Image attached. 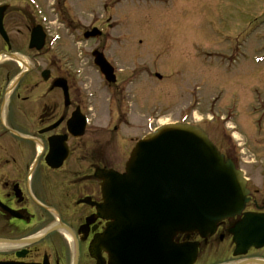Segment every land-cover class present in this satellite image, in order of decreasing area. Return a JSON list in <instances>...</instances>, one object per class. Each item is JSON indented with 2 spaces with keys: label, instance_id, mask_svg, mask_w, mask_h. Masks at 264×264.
<instances>
[{
  "label": "flooded vegetation",
  "instance_id": "flooded-vegetation-1",
  "mask_svg": "<svg viewBox=\"0 0 264 264\" xmlns=\"http://www.w3.org/2000/svg\"><path fill=\"white\" fill-rule=\"evenodd\" d=\"M75 3L0 0V264L110 261L108 251L94 247L110 224L98 210L103 191L96 171L111 169L107 149L118 125L91 121L89 93L80 90L75 65L86 55L93 61L94 50L103 53L115 77L101 76L107 106L120 114L124 94L133 97L123 88L137 75L108 55L109 24L75 25ZM94 27L97 38H86ZM84 43L87 51L78 46ZM77 115L86 117L81 134L73 122ZM119 145L129 155L132 147ZM244 212L264 215V185L250 189ZM241 217L222 220L206 238L193 232L177 241L199 244L193 264H264V246L235 255L230 229Z\"/></svg>",
  "mask_w": 264,
  "mask_h": 264
},
{
  "label": "rangeland",
  "instance_id": "rangeland-1",
  "mask_svg": "<svg viewBox=\"0 0 264 264\" xmlns=\"http://www.w3.org/2000/svg\"><path fill=\"white\" fill-rule=\"evenodd\" d=\"M75 4V25L109 24L108 55L121 70L136 68L139 79L123 88L133 97L124 94L125 113L120 114L108 108L103 79L90 55L75 65L80 90L91 94L86 97L91 121L118 125L117 131L111 129L115 137L107 149L111 169L122 172L128 159L129 148L119 143L132 147L164 121H185L203 129L246 171L249 189L264 185L263 165L250 163L253 157L264 160V0Z\"/></svg>",
  "mask_w": 264,
  "mask_h": 264
},
{
  "label": "water",
  "instance_id": "water-1",
  "mask_svg": "<svg viewBox=\"0 0 264 264\" xmlns=\"http://www.w3.org/2000/svg\"><path fill=\"white\" fill-rule=\"evenodd\" d=\"M94 56L106 79L114 81L103 55L95 51ZM73 122L81 134L84 118L74 116ZM96 176L103 191L98 210L110 224L94 247L109 252V264H193L196 246L174 238L212 234L218 222L240 215L249 193L234 161L201 129L182 122L162 125L139 140L123 173L97 170ZM230 232L235 254L262 247L264 215L245 213Z\"/></svg>",
  "mask_w": 264,
  "mask_h": 264
},
{
  "label": "bare ground",
  "instance_id": "bare-ground-1",
  "mask_svg": "<svg viewBox=\"0 0 264 264\" xmlns=\"http://www.w3.org/2000/svg\"><path fill=\"white\" fill-rule=\"evenodd\" d=\"M166 123H171V121H164L160 125H163V124H166ZM231 125H232V121H231Z\"/></svg>",
  "mask_w": 264,
  "mask_h": 264
}]
</instances>
